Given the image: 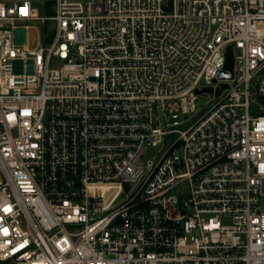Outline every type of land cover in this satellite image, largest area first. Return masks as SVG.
I'll use <instances>...</instances> for the list:
<instances>
[{
  "label": "built area",
  "instance_id": "2783aa9c",
  "mask_svg": "<svg viewBox=\"0 0 264 264\" xmlns=\"http://www.w3.org/2000/svg\"><path fill=\"white\" fill-rule=\"evenodd\" d=\"M40 1L0 0V264H264V0Z\"/></svg>",
  "mask_w": 264,
  "mask_h": 264
},
{
  "label": "water",
  "instance_id": "95a60500",
  "mask_svg": "<svg viewBox=\"0 0 264 264\" xmlns=\"http://www.w3.org/2000/svg\"><path fill=\"white\" fill-rule=\"evenodd\" d=\"M25 30H20L17 31V42H25ZM21 62H15V73H21ZM233 68H234V59H233V55L232 54H228L227 55V62L225 65V69L224 71L221 73L220 75V79L221 80H232L233 79ZM33 62H28V67H27V72L28 73H32L33 72ZM203 92H207V93H212L213 89L209 88V89H205V90H199L198 93H203Z\"/></svg>",
  "mask_w": 264,
  "mask_h": 264
},
{
  "label": "rangeland",
  "instance_id": "374dc122",
  "mask_svg": "<svg viewBox=\"0 0 264 264\" xmlns=\"http://www.w3.org/2000/svg\"><path fill=\"white\" fill-rule=\"evenodd\" d=\"M43 5H44V1L43 0L40 1V2H38V4H37V7L40 8L41 14L43 16H46L48 14H51V13H48V14L46 13V10L44 9ZM49 32H51V29H50ZM53 66L56 67V68H59L61 66V64L57 60V61H54ZM212 99H213V95L206 94V93L200 94L199 95V101L197 103V110L200 111V112H202L208 106V104L212 101ZM252 111H255L258 114H264V112H262L259 109V107H257V108L253 107L252 108ZM185 120H186L185 117H179L178 119H171L170 123L172 125H174L176 122H178V124H180V123L184 122ZM151 157H152V154H148L144 159H145V161H147Z\"/></svg>",
  "mask_w": 264,
  "mask_h": 264
}]
</instances>
